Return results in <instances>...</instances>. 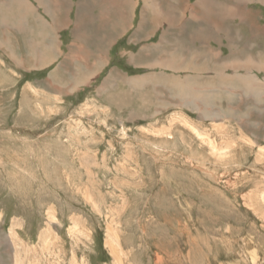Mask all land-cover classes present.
I'll return each mask as SVG.
<instances>
[{
    "label": "rangeland",
    "instance_id": "obj_1",
    "mask_svg": "<svg viewBox=\"0 0 264 264\" xmlns=\"http://www.w3.org/2000/svg\"><path fill=\"white\" fill-rule=\"evenodd\" d=\"M118 1L0 0V264H264V2Z\"/></svg>",
    "mask_w": 264,
    "mask_h": 264
},
{
    "label": "bare ground",
    "instance_id": "obj_2",
    "mask_svg": "<svg viewBox=\"0 0 264 264\" xmlns=\"http://www.w3.org/2000/svg\"><path fill=\"white\" fill-rule=\"evenodd\" d=\"M8 2L10 1V8H12V7H23V8H20V9H18V10H16V11H19V12H21L22 10H23V12H24V14H25V16L27 15L26 14V12H29V10L31 9V8H33L32 7V5H31V3L29 2V0H7ZM198 2H196L198 5V7L200 8V10L201 11H204L206 8H209L208 7V4H207V2H205V0H197ZM240 1V0H239ZM249 1V0H248ZM259 1H262V2H264V0H259ZM87 2V1H86ZM85 2V3H86ZM117 2V1H116ZM84 3V4H85ZM2 4V3H1ZM83 4V5H84ZM89 4V3H88ZM94 4V3H93ZM34 6V5H33ZM77 6V5H76ZM118 7H120L121 9V11H119L116 15H114L115 17H117L116 18V22H108L109 24H111V30H112V33H116V32H118V30L120 29V28H122V27H125V26H127L128 24H126V23H124L126 20H127V18H129L130 17V13H131V10H132V2H131V0H124L123 2H119L118 1ZM0 8H2V7H0ZM7 8H8V5H7ZM81 8V7H80ZM83 8V7H82ZM35 9V8H34ZM37 9V8H36ZM89 9H90V6H89ZM222 9V8H221ZM15 11V9L13 8V12ZM151 11V10H150ZM152 12V14H153V16L154 17H157V16H159L160 15V13H161V11H160V8H158L157 7V9L156 10H154V12L153 11H151ZM5 13V12H4ZM4 13H2V14H4ZM8 13V12H7ZM30 13V12H29ZM228 13V12H227ZM9 14H10V12H9ZM23 14V15H24ZM58 13H56L55 15H57ZM229 14V13H228ZM4 15H2V17H3ZM6 16V15H5ZM20 16V15H19ZM27 16H29V15H27ZM113 16V17H114ZM128 16V17H127ZM8 17V16H7ZM24 17V16H23ZM56 17V16H55ZM54 17V18H55ZM110 17V16H109ZM6 19V18H5ZM25 19V18H24ZM112 19V18H111ZM130 19H131V17H130ZM244 19H246V21L249 23L248 25H249V28L250 29H252L254 26H256L257 25V22H255L254 24H253V19L251 18V17H249V14H248V12H246V15L244 16ZM16 20V19H15ZM43 19L39 16V18H38V15H37V24H38V28L41 30V32H40V36L43 38V36H44V38L42 39L43 41H46L47 40V38H48V35H49V31H48V29L49 28H51V29H55V28H57V27H55L54 28V26H50V25H48L46 22H44V21H42ZM53 20V19H52ZM82 20V19H81ZM109 20V19H108ZM3 21H6V20H3ZM25 21H26V19H25ZM128 21V20H127ZM213 22V21H212ZM6 23H7V21H6ZM9 23H10V21H9ZM77 23V22H76ZM91 23H94V20L93 19H91ZM128 23V22H127ZM250 23H252L251 25H250ZM2 24V23H1ZM12 24V23H11ZM56 24V23H55ZM58 24H60L59 22H58ZM81 24V23H80ZM107 24V23H106ZM106 24H104V25H106ZM112 24H113V26H112ZM151 24V23H150ZM15 25V24H14ZM41 25V27H39ZM77 26V25H76ZM22 27V25H20L19 24V28L20 29H22L21 28ZM119 27V28H118ZM4 28V27H3ZM59 28V27H58ZM62 27H60L59 29H61ZM2 29V28H1ZM58 29V30H59ZM45 36H46V38H45ZM50 36V35H49ZM118 36V35H117ZM54 37V36H53ZM101 39H99L100 40V42H102V41H104L105 40V36L104 37H100ZM104 39V40H103ZM97 43H99V41L97 42ZM111 44V43H110ZM53 45H54V43H52L51 42V49H53ZM250 45V44H249ZM32 46V45H31ZM102 46V45H101ZM49 50V49H48ZM47 50V51H48ZM98 53H102L101 51H97ZM12 55H13V53H12ZM14 56H15V53H14ZM200 56V55H199ZM16 58V57H15ZM257 58L258 59H260L261 60V62H260V64H261V66L260 67H256L257 69H262V68H264V62H262V58H261V55H258L257 56ZM252 58L250 57L245 63H244V67H245V69H247L248 71L249 70H251V69H253L254 68V63H252ZM99 66H101L100 64H99ZM253 66V67H252ZM259 66V65H258ZM175 67H176V65H175ZM252 67V68H251ZM180 68V67H179ZM178 68V69H179ZM237 68V67H236ZM186 69V68H185ZM187 70V69H186ZM193 70H196L195 68L193 69ZM190 72V71H189ZM95 76V75H94ZM187 77H189V76H187ZM178 79V78H177ZM196 79V78H195ZM175 83V82H174ZM76 85V84H75ZM78 85V84H77ZM83 85V84H82ZM161 86V85H160ZM190 86V85H189ZM160 92V91H159ZM203 92V91H202ZM190 94H192V95H197L196 97H198V96H200V94H194V93H190ZM204 98H205V96H204ZM206 99H207V97H206ZM210 99V98H209ZM210 101V100H209ZM197 103V102H196ZM74 125V124H73ZM227 141V140H226ZM228 145H229V143H227ZM224 147H225V145H224ZM225 148H223V150H224ZM215 150L216 151H218V152H221V150H220V148H215ZM262 154H263V152H262ZM262 154H260V155H258V159H262V160H264V154L262 155ZM15 228V227H14ZM81 229H83V228H81ZM86 232H88V231H86ZM86 232H84V233H86ZM11 234H12V236H13V239H15V241H17L16 240V235H15V231H14V229L12 228V230H11ZM109 234V233H108ZM44 235H46V234H44ZM87 235H88V233H87ZM116 235H117V233H116ZM48 236V235H47ZM51 236V235H50ZM119 240V238L118 237H116L114 234H109V241H110V246H111V248H112V252H116L117 250H118V248H119V244L117 243V241ZM49 242H51V241H49ZM54 243V242H53ZM120 243V242H119ZM28 252V251H27ZM20 252H19V250L17 249V252H16V257H15V259H16V261H17V264H23L22 263V257H20ZM73 254V253H72ZM119 257H120V255H119ZM77 258V257H76ZM118 258V257H117ZM119 259V258H118ZM117 259V260H118ZM116 260V259H115ZM122 260V258L120 259V261ZM26 261V260H25ZM119 261V260H118ZM118 261H117V263H118ZM33 263V262H32ZM36 263V262H35ZM119 263H121V262H119ZM254 263L255 264H258L257 263V260L254 258ZM75 264H77V263H75ZM123 264V263H122Z\"/></svg>",
    "mask_w": 264,
    "mask_h": 264
},
{
    "label": "crops",
    "instance_id": "obj_3",
    "mask_svg": "<svg viewBox=\"0 0 264 264\" xmlns=\"http://www.w3.org/2000/svg\"><path fill=\"white\" fill-rule=\"evenodd\" d=\"M32 2H33V4H34V2L36 1V7H37V9H38V11L41 13V11L39 10V8H43V10H42V15H44V16H46V18H47V20L49 21H47V23H48V25H51V26H54V28L55 27H57V28H55V29H59L60 27H62L63 25L59 22V20L57 21V19H58V15L59 14H57V15H55L56 13H58L59 11H56V7H53L52 6V0H46L47 1V6L45 7L44 6V4H41V1L40 0H31ZM30 2V1H29ZM59 2L61 3V4H64V0H59ZM31 3V2H30ZM51 3V4H50ZM74 5H75V7H77L78 6V9H79V12L82 10V9H87V10H90V9H93V8H95V5L93 4V3H86L85 5H83V3L81 4V3H74V2H72ZM33 4H31L32 5V7L33 8H31L30 10H29V12L30 13H32L33 11H35L36 10V7H34L33 6ZM77 5V6H76ZM89 6H90V9H89ZM24 7V6H23ZM22 7V8H23ZM61 7H62V9H63V6L61 5ZM81 7V8H80ZM83 7V8H82ZM35 8V9H34ZM16 12H18V13H20V15H23V10L21 11V12H19V11H16ZM30 13H27V14H29L30 15ZM36 13V12H35ZM37 15H39V14H36L35 15V17H37ZM70 15V14H69ZM41 16V15H40ZM56 16V17H55ZM71 16V15H70ZM29 17V16H28ZM41 17H43V16H41ZM55 17V18H54ZM111 18H113V16H110ZM109 17V18H110ZM114 18H115V16H114ZM117 18V17H116ZM36 19V21H37V18H35ZM53 19V20H52ZM93 20L94 21H96V19H95V17L93 18ZM103 20V19H102ZM102 20H100V23H101V21ZM78 21H81L80 20V17H79V15L77 16V18H76V20H74L73 22L74 23H76V22H78ZM58 22L60 23V24H58ZM56 23V24H55ZM96 23H97V21H96ZM71 24H72V21H70V24H65V26H68V27H70L71 26ZM100 25V24H99ZM34 27V26H33ZM59 27V28H58ZM68 27H62L61 29H59V30H56V31H63L64 30V28H67V29H69ZM48 31H50V28L48 29ZM91 62H92V59L90 60ZM16 226V225H15ZM15 235H16V232H15Z\"/></svg>",
    "mask_w": 264,
    "mask_h": 264
}]
</instances>
